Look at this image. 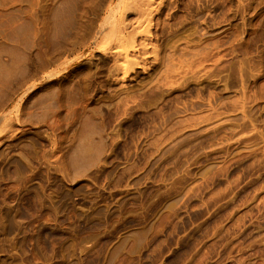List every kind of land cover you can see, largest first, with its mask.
Here are the masks:
<instances>
[{
    "label": "rangeland",
    "instance_id": "1",
    "mask_svg": "<svg viewBox=\"0 0 264 264\" xmlns=\"http://www.w3.org/2000/svg\"><path fill=\"white\" fill-rule=\"evenodd\" d=\"M0 264H264V0H0Z\"/></svg>",
    "mask_w": 264,
    "mask_h": 264
}]
</instances>
